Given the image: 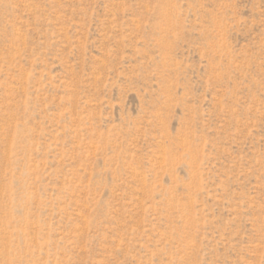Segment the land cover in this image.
Segmentation results:
<instances>
[{
  "label": "rangeland",
  "instance_id": "1",
  "mask_svg": "<svg viewBox=\"0 0 264 264\" xmlns=\"http://www.w3.org/2000/svg\"><path fill=\"white\" fill-rule=\"evenodd\" d=\"M0 264H264V0H0Z\"/></svg>",
  "mask_w": 264,
  "mask_h": 264
}]
</instances>
